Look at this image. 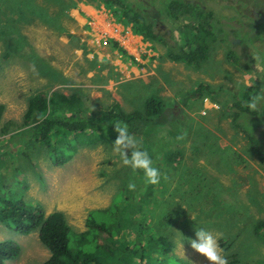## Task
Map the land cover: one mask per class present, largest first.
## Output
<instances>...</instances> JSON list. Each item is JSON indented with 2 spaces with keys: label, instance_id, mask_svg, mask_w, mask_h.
<instances>
[{
  "label": "rangeland",
  "instance_id": "374dc122",
  "mask_svg": "<svg viewBox=\"0 0 264 264\" xmlns=\"http://www.w3.org/2000/svg\"><path fill=\"white\" fill-rule=\"evenodd\" d=\"M121 1L141 11L146 8L163 32L181 42L179 30L186 20L167 17L160 0ZM195 2L229 24L231 34L225 41L215 40L208 59L198 67L166 59L164 46L124 23L115 5L96 0H0V187L21 192L45 214L61 211L74 232L88 229L90 210L115 205L112 216L117 222L121 216L115 231L129 248L136 242L139 223L148 229L170 216L163 231L173 244V256L188 264H207L190 247L198 229L217 235L225 255L233 254L238 264H264V227L259 234L254 231L257 222L264 223V162L232 126L229 109L235 96L249 110L244 102L264 86V42L253 39L252 31L250 42L248 37L240 46L236 42L238 30L247 23L264 25V0ZM152 7L159 10L158 16ZM228 49L248 54L251 70L235 68L226 59ZM200 83L210 92L186 98L185 93ZM37 91L76 93L88 116L111 102L123 112H142L144 99L154 94L159 110L171 112L179 134L187 135L171 142L161 134L155 152L133 136L167 179L147 185L142 171L122 164L113 144L80 146L65 163L52 164L46 147L32 143L19 127L26 101ZM257 110L262 113L264 104ZM170 146L181 157L174 165H159V152ZM130 180L135 191L127 188ZM104 236L98 232L99 239ZM4 240L19 247L16 258L5 264H38L49 255L36 231L21 235L0 222ZM116 241L111 242L113 249ZM129 259L137 262L133 255Z\"/></svg>",
  "mask_w": 264,
  "mask_h": 264
},
{
  "label": "trees",
  "instance_id": "16d2710c",
  "mask_svg": "<svg viewBox=\"0 0 264 264\" xmlns=\"http://www.w3.org/2000/svg\"><path fill=\"white\" fill-rule=\"evenodd\" d=\"M96 1L106 6L115 5L118 8L117 16L124 23L134 26L145 39L161 43L165 48L166 59L182 62L186 66L198 67L208 59L209 49L215 40L225 41L231 36L226 29L229 24L214 19L212 12L195 0H160L167 17L186 20L179 30L181 42L174 40L168 32H163L146 8L141 11L121 0ZM152 9L158 16L159 10L154 7ZM255 23H247L242 30L236 28L239 35L237 45L240 46L242 38H247L250 31L253 32V39L264 42V25L262 22L263 27L258 23L254 25ZM251 40L248 37V41ZM226 59L243 72L251 70V60L246 53L238 54L235 50L228 49ZM209 90L208 86L200 83L187 91L185 96L198 98L204 92L209 93ZM233 99L234 102L229 106L231 124L246 137L258 159L264 162V111H249L240 106V101L235 96ZM84 108L76 93L65 95L56 91L49 94L37 91L27 99L19 127L32 143L46 147L48 158L55 166L69 160L80 146L113 144L117 135L113 129L116 121L127 123L130 134L138 136L149 151H153L160 144L161 134L166 137V141L173 142L181 129L175 125L171 112L167 109L159 110L160 101L154 94L144 99L142 112H123L115 102L101 107L91 116L83 113ZM172 148L170 146L159 152L160 155L163 153L161 161L156 159L159 165H174L181 157ZM1 176L0 174V178ZM115 199L119 201L120 195L117 194ZM114 210L115 205L104 210H90L85 221L88 229L74 232L61 211L45 214L40 205L27 203L21 192L14 193L0 187V222L21 235L37 232L39 242L49 253L38 264H143L150 260L155 264H188L187 261L173 256V244L168 234L163 231V225L170 216L160 219L148 229L143 222L139 223L134 235L136 242L129 248L125 238L117 236L118 229L115 231L121 216L119 213L117 222L112 216V213L115 214ZM263 227L262 221L257 222L254 226L255 233L259 234ZM98 232L105 235L102 240L98 238ZM115 241L116 247L113 249L111 242ZM18 250L15 242L0 241V264L15 259ZM132 255L137 262L129 259ZM226 257L229 264H238L233 254Z\"/></svg>",
  "mask_w": 264,
  "mask_h": 264
},
{
  "label": "clouds",
  "instance_id": "9594fccd",
  "mask_svg": "<svg viewBox=\"0 0 264 264\" xmlns=\"http://www.w3.org/2000/svg\"><path fill=\"white\" fill-rule=\"evenodd\" d=\"M244 103L249 110L256 111L261 104H264V86L256 94L250 95ZM216 107L219 108V105ZM201 114L206 115V113ZM113 129L117 134L113 142V150L120 155L124 166L130 167L133 172L142 171L147 185L158 186L162 179H167V176L154 166V160L148 151L142 150L139 141L130 134L127 123L116 121L113 123ZM186 135V132H181L177 140L184 139ZM127 188L129 191H135V182L130 180ZM190 247L204 257L207 264H229L224 249L218 242V236L210 231L196 230L195 239L190 241Z\"/></svg>",
  "mask_w": 264,
  "mask_h": 264
},
{
  "label": "crops",
  "instance_id": "0c3cea01",
  "mask_svg": "<svg viewBox=\"0 0 264 264\" xmlns=\"http://www.w3.org/2000/svg\"><path fill=\"white\" fill-rule=\"evenodd\" d=\"M138 137V136H137ZM140 139V138H139ZM141 140V139H140ZM142 141V140H141Z\"/></svg>",
  "mask_w": 264,
  "mask_h": 264
}]
</instances>
